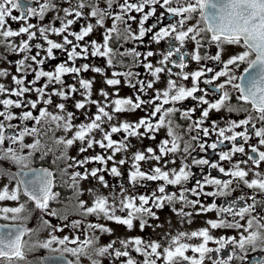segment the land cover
<instances>
[{
	"label": "snow or ice",
	"instance_id": "1",
	"mask_svg": "<svg viewBox=\"0 0 264 264\" xmlns=\"http://www.w3.org/2000/svg\"><path fill=\"white\" fill-rule=\"evenodd\" d=\"M208 150L218 159L198 158ZM50 155L54 168L33 166ZM166 208L181 227L160 222ZM258 248L264 0H0V264H34L39 249L50 258L35 264H234Z\"/></svg>",
	"mask_w": 264,
	"mask_h": 264
},
{
	"label": "flooded vegetation",
	"instance_id": "2",
	"mask_svg": "<svg viewBox=\"0 0 264 264\" xmlns=\"http://www.w3.org/2000/svg\"><path fill=\"white\" fill-rule=\"evenodd\" d=\"M32 22L33 23H36L35 20H33ZM151 22L152 21H149V23H151ZM12 26H13V28L18 27V25H16V24H13ZM133 27H135V24L133 25ZM92 38H96V36H93ZM128 46H131V45H128ZM153 47H156V46L153 45ZM160 47H163V44ZM141 50H143V49H141ZM57 55L59 56V53H57ZM60 59H63V57L60 56ZM58 62H59V60L53 61V62L45 65V69L46 70L51 69L54 66V64L55 63H58ZM93 62L96 63V64H98V65L103 63V61L100 60V59H96ZM192 67H194V65ZM243 67L244 66L242 65L241 66V69H240V72L237 73L238 75L242 73ZM189 70H191V68ZM85 75L86 76H91L92 74L91 73H87ZM65 79L68 80L69 82H71V78L70 77H65ZM97 79L99 80V77H97ZM201 86L204 87V85H201ZM126 92H130V90H128V89H122L121 94L124 95ZM192 103H193L192 101H186L185 102V106L191 105ZM17 111H19V110H17ZM93 111H94V109H93ZM142 115H143L142 112H138L136 114V116L130 117V119H135L136 117L142 116ZM216 115L217 114H213V118L214 119L216 118ZM81 119H82V117H81ZM78 122L79 121H77V123ZM163 137H164V133L161 132L160 135L158 136V139H161ZM114 138H117V137L114 136ZM213 139H215V137H213ZM209 142H211V141H209ZM133 143H136V141L134 140ZM152 143L153 142L148 141V140H145L144 141L145 146L152 145ZM225 143L227 144L228 142H225ZM96 151L97 152H100L102 150H100L99 148H97ZM70 154L71 155H76V149L75 148L72 149L71 152H70ZM87 154L88 155L93 154L92 153V150H89V153H87ZM193 155H197V153H194ZM199 157H206V158H209L210 160H213V161H215V160L218 159V157L213 154L212 150H208L206 153H199L198 154V158ZM117 158H119V157H117ZM53 159H54V157L51 156V155L48 156L47 158H45V160H43V161H41V160H39L37 158L33 166L34 167H52V168H54L55 165L52 164V160ZM179 163H180V161L178 160L177 161V165H179ZM92 166H95V165H89V167H92ZM13 170L15 171V168L14 167H13ZM192 171L196 174V177L197 178H200V176H201L200 169L193 167ZM205 172L212 173V175H219L214 170L207 168V166H205ZM220 178L223 179L224 177L222 175H220ZM106 179H108L111 184H116L118 182V179L119 178H112V177L106 176ZM92 183H94V182H92ZM125 183H126V181H125ZM155 186H156V182H148V187H146V188H139L137 191L138 192H142V193H147V192H150L153 188H155ZM189 187H191V183L189 184ZM58 190L61 191V199L64 200L65 202H67V199L69 197H71V191L68 190V189H66V188H61V189H58ZM169 190L171 191V190H175V189H173L170 186V189ZM206 190H211V189L208 188ZM238 195H240L239 192L234 193V196H238ZM229 199H231V198H229ZM212 200H216V202L218 204L224 203V198H207V201L206 202H211ZM38 215H40L39 212H34L33 213V218L30 219L29 221H27V226L28 227L34 228V229L38 227V221L35 218ZM160 216H161V221H160L161 223H163L164 221H166L168 219H171L176 228L181 227L179 224H176V217L174 216L173 213L170 212L169 209L166 208L162 213H160ZM73 218H75V217H73ZM207 218H215V213H208L206 216L196 217L195 222L191 226L185 225L184 227L185 228H189L190 227L191 229H196V228L202 226L203 223H204V220L207 219ZM90 219H92V218H90ZM53 222L56 223L58 221L53 220ZM109 226L110 227H113L115 229L116 236L121 237V238L126 237V236H142L145 239H147L149 237L158 239L159 238L158 233L161 232V229H156V231L153 232V230L151 228H146L144 230V232H140L138 226H137V228L134 231L127 232L123 226H117L115 224H110ZM212 231H213V234L216 235V236H219V235H236L237 234L234 230H212ZM37 238L40 239V240L46 239L47 238V232H43L42 231V232L39 233V236L38 237H36V236H33L32 237L33 240H35ZM109 239H111V237L104 236V237H102L101 243H106ZM209 246L210 247H215L216 245L210 244ZM228 254H231V248L230 247L229 248H226L219 255L221 257H223V258H226V256ZM52 256L54 257L55 254H52ZM256 257H264V250H261L260 248H258L257 251H255V252L249 251V252L246 253L245 259H244L243 262H241L239 260H236L234 262V264H251V261L253 260V258H256ZM37 258H44V259L47 260V259L50 258V253L46 249H39L38 251L29 254V257H28L29 261H33L34 264H35V261L37 260ZM82 264H89V261L87 259H82Z\"/></svg>",
	"mask_w": 264,
	"mask_h": 264
}]
</instances>
